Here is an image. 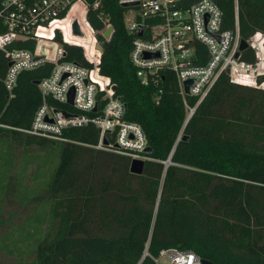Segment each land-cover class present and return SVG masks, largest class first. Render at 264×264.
Returning a JSON list of instances; mask_svg holds the SVG:
<instances>
[{
	"label": "trees",
	"instance_id": "16d2710c",
	"mask_svg": "<svg viewBox=\"0 0 264 264\" xmlns=\"http://www.w3.org/2000/svg\"><path fill=\"white\" fill-rule=\"evenodd\" d=\"M86 1L93 29L104 19L113 26L109 41L97 34L98 71L115 85L124 119L142 129L149 159L140 174L131 173L129 155L92 146L98 132L91 124L63 129L62 140L25 132L41 102L34 81L51 64L20 71L9 93L0 50V188L14 168L11 139L26 148L51 147L42 156L25 155L15 170L23 174L36 164L38 185H24L19 197H37L34 187L48 194L0 240V250L19 256L10 264H156L152 258L169 248L215 264H264V88L222 73L197 103L194 96L182 98L170 69L141 82L129 60L136 35L125 27L129 7ZM214 2L222 29L237 24L242 39L264 33V0ZM17 45L32 48L33 41ZM65 51V59L91 66L80 47L65 45ZM239 58L253 62L254 51L247 47ZM186 105L194 108L188 118Z\"/></svg>",
	"mask_w": 264,
	"mask_h": 264
},
{
	"label": "built area",
	"instance_id": "2783aa9c",
	"mask_svg": "<svg viewBox=\"0 0 264 264\" xmlns=\"http://www.w3.org/2000/svg\"><path fill=\"white\" fill-rule=\"evenodd\" d=\"M118 2L136 3L128 8L132 18L124 17V23L128 32L136 34L129 60L141 82L170 69L182 98L194 96L197 103L222 73L234 83L264 88V33L257 31L245 39L254 51V61L240 60L242 50L235 56L241 39L237 24L234 30L222 29V11L214 0ZM87 12L86 0H0V50L9 63L4 86L10 93L20 71L51 64L37 84L41 102L25 132L62 140L63 129L91 124L98 132L94 148L149 159L142 129L124 119V102L115 94L114 84L98 71L97 34L112 24L104 19V26L95 30ZM74 22L81 34L74 33ZM84 27L92 36L89 44L82 41ZM23 40L33 41L32 48L17 45ZM65 45L80 47L91 66L65 59ZM187 80L191 81L188 93L184 90ZM193 109L186 105L187 118ZM152 260L156 264H201L192 251L175 248L160 250Z\"/></svg>",
	"mask_w": 264,
	"mask_h": 264
},
{
	"label": "rangeland",
	"instance_id": "374dc122",
	"mask_svg": "<svg viewBox=\"0 0 264 264\" xmlns=\"http://www.w3.org/2000/svg\"><path fill=\"white\" fill-rule=\"evenodd\" d=\"M126 19H131L130 11L124 13ZM11 157L13 159V170L10 172L9 178L5 180L2 188H0V240L4 236L13 234V231L20 225H23V221L26 216L34 210V208L41 203V201L47 197L48 191L46 187L38 188L34 187L29 189L30 191H39L35 198H21L20 193H24L25 190H21L24 185L37 186L38 180L34 179L36 173V164L31 162L26 166L23 174L16 172L20 161L25 155H44L51 151V147L46 145L44 147H28L26 148L22 142L15 139H11ZM39 164L46 161L44 158H37ZM1 187V186H0ZM29 192V191H28ZM25 194V193H24ZM37 198V199H36ZM18 255L15 252H7L5 249L0 250V264H10L18 259ZM29 258V257H28ZM26 258V259H28ZM165 260L161 259V263Z\"/></svg>",
	"mask_w": 264,
	"mask_h": 264
},
{
	"label": "water",
	"instance_id": "95a60500",
	"mask_svg": "<svg viewBox=\"0 0 264 264\" xmlns=\"http://www.w3.org/2000/svg\"><path fill=\"white\" fill-rule=\"evenodd\" d=\"M136 3L135 2H130V3H124L122 4V6L124 7H130L132 5H135ZM73 31L74 33L76 34H81L79 29H78V25L76 22L73 23ZM113 33V26L111 25H108L102 32H101V36L106 40V41H109L110 38H111V35ZM140 34V33H139ZM248 44L247 42L245 41V39H240V42H239V47H238V52H236L235 56L237 57L238 56V53L239 51L247 48ZM97 49L101 50V45L100 44H97L96 45ZM146 56H149V54H146ZM9 64V63H8ZM228 72V70H227ZM39 82V79L35 80L34 83L35 84H38ZM190 80H187L184 82V90L186 93H188V87H189V84H190ZM113 89H115V85H113ZM68 102L71 103V93L69 94V97H68ZM65 115H68L66 112H64ZM187 136L186 135H183L182 136V139H185ZM105 143V141H104ZM150 147L149 146H146L144 148V152L145 153H149L150 152ZM166 164H168L169 162L166 161L165 162ZM143 165H144V160H140V159H131L130 161V166H129V170L131 173H135V174H140L143 170ZM200 262L201 264H215L214 262L208 260V259H205V258H200Z\"/></svg>",
	"mask_w": 264,
	"mask_h": 264
},
{
	"label": "bare ground",
	"instance_id": "6f19581e",
	"mask_svg": "<svg viewBox=\"0 0 264 264\" xmlns=\"http://www.w3.org/2000/svg\"><path fill=\"white\" fill-rule=\"evenodd\" d=\"M81 37H82L83 43L89 44L92 41V36L90 35V32L85 27H84V35H82Z\"/></svg>",
	"mask_w": 264,
	"mask_h": 264
}]
</instances>
